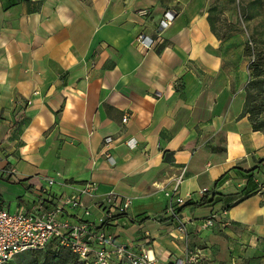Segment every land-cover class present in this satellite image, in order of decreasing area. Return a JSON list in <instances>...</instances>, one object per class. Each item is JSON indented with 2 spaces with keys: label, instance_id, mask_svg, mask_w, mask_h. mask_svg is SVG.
Returning <instances> with one entry per match:
<instances>
[{
  "label": "crops",
  "instance_id": "1",
  "mask_svg": "<svg viewBox=\"0 0 264 264\" xmlns=\"http://www.w3.org/2000/svg\"><path fill=\"white\" fill-rule=\"evenodd\" d=\"M205 4L0 0V207L30 209L26 190L41 177L66 182L55 195L92 181L96 195L130 196L129 214L151 218L118 220L119 241L147 228L162 259L200 245L204 264H264V112L250 117L244 101L243 35H217ZM179 173V195L212 198L181 211L185 243L156 219ZM223 206L227 226L200 228Z\"/></svg>",
  "mask_w": 264,
  "mask_h": 264
},
{
  "label": "built area",
  "instance_id": "2",
  "mask_svg": "<svg viewBox=\"0 0 264 264\" xmlns=\"http://www.w3.org/2000/svg\"><path fill=\"white\" fill-rule=\"evenodd\" d=\"M169 20L170 16H166L160 24L165 26ZM136 42L146 49L152 40L140 34ZM111 142V137L105 136L103 147ZM124 143L132 148L135 141L127 138ZM2 174L0 169V176ZM181 177L182 173L176 175L173 186L164 193L167 199L162 211L165 218L162 226L164 235L185 243L186 224L190 220L178 213L177 208L195 195L177 193ZM40 179L44 180V184L26 190L28 201L32 203L30 209L9 211L4 205L0 207V264L10 261L17 254L39 250L47 245L53 249L68 250L75 256L77 264H204L206 249L200 245L185 248L180 254H172L166 259L156 256L151 248L154 238L147 228L141 230L136 240H117L112 227L118 220L140 225L146 218L151 219L129 214L130 196L114 191L96 195V186L92 181H85L70 192L55 195L49 191L51 185H65L66 182L58 175ZM203 191L200 189L197 195ZM86 200L90 202L86 203ZM91 208L97 211L96 215H91ZM225 214L226 211L214 212L199 219L200 228H210L214 224L227 226L230 221Z\"/></svg>",
  "mask_w": 264,
  "mask_h": 264
},
{
  "label": "rangeland",
  "instance_id": "3",
  "mask_svg": "<svg viewBox=\"0 0 264 264\" xmlns=\"http://www.w3.org/2000/svg\"><path fill=\"white\" fill-rule=\"evenodd\" d=\"M204 12L217 35H243L244 41L251 42L255 58L259 50L264 60V0H206ZM259 87L264 92V78ZM31 258V253L17 254L7 264H30Z\"/></svg>",
  "mask_w": 264,
  "mask_h": 264
},
{
  "label": "trees",
  "instance_id": "4",
  "mask_svg": "<svg viewBox=\"0 0 264 264\" xmlns=\"http://www.w3.org/2000/svg\"><path fill=\"white\" fill-rule=\"evenodd\" d=\"M243 53L247 57L246 72L248 73L249 78L246 84L247 88L245 89L244 101L247 106L249 116L251 117L252 115L255 117L257 116V114L264 112V92H262L259 87L261 78H264V60L262 59V55L259 50L257 51L258 55L255 58V52L249 40L244 41ZM197 197V200H194L195 197H192L186 202H184L181 206L177 208V212L181 213L184 208L190 205H202L211 203L212 201L211 195L207 193L206 190H204L202 194L197 195ZM226 210L227 206H223L215 213H220L221 211ZM136 217L141 218V215H137ZM158 218L165 219L162 214L156 217V219ZM23 253L32 254L30 264H77L75 256L68 250L53 249L51 245H47L39 250H30ZM8 262L3 264H7Z\"/></svg>",
  "mask_w": 264,
  "mask_h": 264
}]
</instances>
